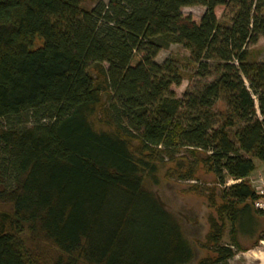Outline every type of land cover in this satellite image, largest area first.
I'll list each match as a JSON object with an SVG mask.
<instances>
[{
    "label": "trees",
    "instance_id": "trees-1",
    "mask_svg": "<svg viewBox=\"0 0 264 264\" xmlns=\"http://www.w3.org/2000/svg\"><path fill=\"white\" fill-rule=\"evenodd\" d=\"M192 6L198 20L181 12ZM262 37L264 0H0V264H189L145 187L173 162L178 179L199 163L221 186L213 255L196 264L233 257L237 228L264 215L249 183L264 164V63L249 51ZM172 44L213 80L176 97L178 61H155Z\"/></svg>",
    "mask_w": 264,
    "mask_h": 264
},
{
    "label": "rangeland",
    "instance_id": "rangeland-1",
    "mask_svg": "<svg viewBox=\"0 0 264 264\" xmlns=\"http://www.w3.org/2000/svg\"><path fill=\"white\" fill-rule=\"evenodd\" d=\"M98 1L107 3L108 0H81V6L91 9ZM184 16H191L198 20L204 12L200 6L184 7L181 10ZM222 9H217L216 15L222 17ZM251 60H258L264 63V37L260 38L255 46L250 48ZM188 52L180 45L172 44L160 50L155 61L162 64L166 59L178 61L183 74V80L179 86H172L170 89L176 97H181L185 92L197 91L201 84L213 80V78L200 79L193 77L192 68L185 63ZM223 107L221 102L217 103L216 110L220 111ZM182 168L186 170L187 162H193V157L185 150L178 154ZM185 160V162H184ZM178 161V160H177ZM256 169L251 176L260 174L264 178V164L254 160ZM180 169L176 162L164 163L158 167L154 176L146 180L145 187L163 203L166 210L177 220L184 238L194 252V259L189 264H196L197 260L206 256H212L210 247L207 246L206 238L210 232V219L220 222L216 213V206L220 205L219 193L221 186L216 178L203 165L196 163V173L191 180H180L177 173ZM235 182L228 180L226 185ZM193 186H197L195 192ZM212 194L213 205L208 200ZM229 227L226 226L221 244L230 246ZM236 240L238 249L232 247L233 257L222 264H264V215L253 218L251 228L242 231L237 228Z\"/></svg>",
    "mask_w": 264,
    "mask_h": 264
},
{
    "label": "built area",
    "instance_id": "built-area-1",
    "mask_svg": "<svg viewBox=\"0 0 264 264\" xmlns=\"http://www.w3.org/2000/svg\"><path fill=\"white\" fill-rule=\"evenodd\" d=\"M249 183L258 199L253 202V207L264 213V178L257 174L249 177Z\"/></svg>",
    "mask_w": 264,
    "mask_h": 264
}]
</instances>
